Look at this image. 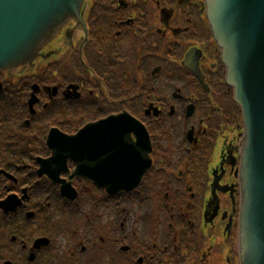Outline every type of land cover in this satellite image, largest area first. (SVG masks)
I'll return each mask as SVG.
<instances>
[{
  "label": "flooded vegetation",
  "instance_id": "af4514ba",
  "mask_svg": "<svg viewBox=\"0 0 264 264\" xmlns=\"http://www.w3.org/2000/svg\"><path fill=\"white\" fill-rule=\"evenodd\" d=\"M85 21L0 72V264H238L241 114L203 1L87 0Z\"/></svg>",
  "mask_w": 264,
  "mask_h": 264
},
{
  "label": "water",
  "instance_id": "95a60500",
  "mask_svg": "<svg viewBox=\"0 0 264 264\" xmlns=\"http://www.w3.org/2000/svg\"><path fill=\"white\" fill-rule=\"evenodd\" d=\"M202 1L225 68V82L241 111L237 258L239 264H264V0ZM86 2L0 0V71L23 73L39 58L51 59L72 47L77 31H86ZM52 40L55 44L48 46ZM46 47L48 51L43 52ZM126 121L128 130H134L136 120L127 116ZM90 128L85 127L79 136ZM137 182L111 183L110 187L130 189ZM212 205L217 208L215 196L206 210Z\"/></svg>",
  "mask_w": 264,
  "mask_h": 264
}]
</instances>
